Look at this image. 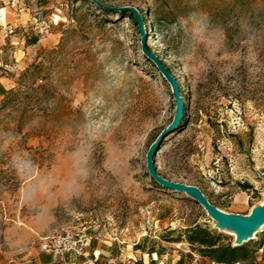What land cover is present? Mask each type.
<instances>
[{
  "label": "rangeland",
  "instance_id": "374dc122",
  "mask_svg": "<svg viewBox=\"0 0 264 264\" xmlns=\"http://www.w3.org/2000/svg\"><path fill=\"white\" fill-rule=\"evenodd\" d=\"M0 4V250L23 257L80 227L105 251L101 264L151 252L168 264H217L187 231L206 229L219 245L232 237L154 182L145 157L153 147L157 176L196 187L226 214L262 203L264 0ZM134 11L141 30L127 18ZM140 39L174 81L177 111ZM263 235L242 245L253 250Z\"/></svg>",
  "mask_w": 264,
  "mask_h": 264
},
{
  "label": "water",
  "instance_id": "95a60500",
  "mask_svg": "<svg viewBox=\"0 0 264 264\" xmlns=\"http://www.w3.org/2000/svg\"><path fill=\"white\" fill-rule=\"evenodd\" d=\"M118 9H123V8H118ZM125 10H128V9H125ZM131 14L133 15L134 20L138 24L139 30H141V25L139 23V17H138L137 12L134 11ZM140 35L142 36V34H140ZM139 44H140L141 52L147 58H149L150 60H152L154 62L156 69L158 70V72L161 74V76L165 79V81L170 86L171 95L174 99V102L176 105V111H177L179 109V101H178V95H177L176 85H175L174 81L169 76V74L167 73L165 68L163 66H161L159 64V62L152 55H150L149 53H147L143 49V41L141 39L139 41ZM170 127H168V128H170ZM166 130L167 129H165L163 131V133H161V135H160L161 137L165 136ZM152 150H153V147L151 149H149V151L147 152L145 160H146V169L148 171V174L154 182H156L157 184H159L160 186H162L164 188L170 189L176 193L182 194V195L189 197L192 200L196 201L206 211L208 216L212 218L213 221H216L217 223H220L226 227H229V228H232L235 230H239V231H243V230H249V229L259 230L262 226H264V211L252 223L245 224V223L233 222L225 214L221 213L218 209L213 207L207 201V199L203 196L201 191L199 189H197L196 187L171 183V182H168V181L160 178L159 176H157L152 171L151 166H150V158H151L152 153H153ZM250 240H252V239H250ZM241 245H242V243H239L238 245L235 244V242L232 243V246H241Z\"/></svg>",
  "mask_w": 264,
  "mask_h": 264
},
{
  "label": "built area",
  "instance_id": "2783aa9c",
  "mask_svg": "<svg viewBox=\"0 0 264 264\" xmlns=\"http://www.w3.org/2000/svg\"><path fill=\"white\" fill-rule=\"evenodd\" d=\"M94 240V234L87 229L74 227L44 238L40 243L39 250L54 259L71 256L80 259V264H97L96 257L91 259L87 255L88 248ZM263 247L264 241L259 252H262Z\"/></svg>",
  "mask_w": 264,
  "mask_h": 264
},
{
  "label": "crops",
  "instance_id": "0c3cea01",
  "mask_svg": "<svg viewBox=\"0 0 264 264\" xmlns=\"http://www.w3.org/2000/svg\"><path fill=\"white\" fill-rule=\"evenodd\" d=\"M1 1L2 0H0V2ZM6 11H7V8L3 7L0 4V25L1 24L4 25L6 22ZM0 84H2V79H0ZM2 88L5 89L3 85H2ZM263 239H264V235H263ZM91 246H92L91 248L90 247L88 248L87 255L91 259L96 257L97 264H101V262L104 260L102 256L104 255L105 251L101 249L100 246L97 245V243L95 244V241L91 244ZM262 252H264V247H263ZM99 256H101L100 260H99ZM115 259L116 258H113V260L111 259L109 261V264H116L114 263ZM166 261H167L166 257L165 259H163L161 255H158L155 252H151L147 254H141V256H139L138 259H131V261H128L127 263H122V264H168V262ZM80 263H81L80 259L78 260L71 256H65L59 259H54L52 256L43 254L39 251H33L31 254L23 256V257L11 258L7 253L0 250V264H80ZM174 263L175 262H172V264ZM193 264H196V263H193Z\"/></svg>",
  "mask_w": 264,
  "mask_h": 264
},
{
  "label": "trees",
  "instance_id": "16d2710c",
  "mask_svg": "<svg viewBox=\"0 0 264 264\" xmlns=\"http://www.w3.org/2000/svg\"><path fill=\"white\" fill-rule=\"evenodd\" d=\"M138 13L142 14V11ZM127 18L133 19L132 14L127 13ZM186 236V240L189 244H197L199 246L197 252L201 256L207 257L217 264H238L247 260L252 253L259 251L261 248V246L258 247V245H256V248L249 250L246 245H219V236H213L206 229L201 227H196L187 231Z\"/></svg>",
  "mask_w": 264,
  "mask_h": 264
},
{
  "label": "bare ground",
  "instance_id": "6f19581e",
  "mask_svg": "<svg viewBox=\"0 0 264 264\" xmlns=\"http://www.w3.org/2000/svg\"><path fill=\"white\" fill-rule=\"evenodd\" d=\"M264 211V200L262 203H260L258 206L252 208L250 212L247 215H237V214H226L224 212H221L225 214L231 221L237 222V223H245L249 224L255 221V219ZM215 223V228L226 235H229L232 237V242H235V244L248 242L250 239H255L256 235L264 229V226H262L259 230L256 229H249V230H235L229 227H226L220 223Z\"/></svg>",
  "mask_w": 264,
  "mask_h": 264
}]
</instances>
